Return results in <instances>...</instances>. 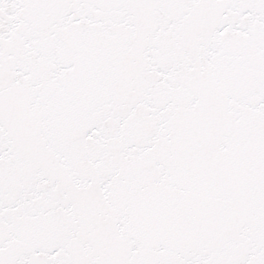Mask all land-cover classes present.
I'll return each instance as SVG.
<instances>
[{"label": "snow or ice", "instance_id": "obj_1", "mask_svg": "<svg viewBox=\"0 0 264 264\" xmlns=\"http://www.w3.org/2000/svg\"><path fill=\"white\" fill-rule=\"evenodd\" d=\"M0 264H264V0H0Z\"/></svg>", "mask_w": 264, "mask_h": 264}]
</instances>
